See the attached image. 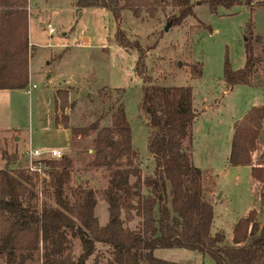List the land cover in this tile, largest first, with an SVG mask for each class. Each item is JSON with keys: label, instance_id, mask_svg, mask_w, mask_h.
I'll return each instance as SVG.
<instances>
[{"label": "trees", "instance_id": "1", "mask_svg": "<svg viewBox=\"0 0 264 264\" xmlns=\"http://www.w3.org/2000/svg\"><path fill=\"white\" fill-rule=\"evenodd\" d=\"M252 0H205L211 13L218 7L249 5ZM177 9L168 17L172 25L192 16L191 0H73L77 10L86 7L108 9L116 23L121 11L129 10L138 18L143 7L150 16L155 5ZM27 0H0V90L25 89L28 86L30 54L27 24ZM151 5L150 7H148ZM250 20L247 31L250 32ZM211 30V29H210ZM251 35V33H250ZM119 47L138 52L134 71L143 77L146 53L137 40L131 41L123 30L114 34ZM254 66L252 46L245 42V63L232 69L224 59L222 76L226 84L248 85ZM198 76L202 71L193 67ZM72 106V103H70ZM56 111L67 108V92L56 90ZM110 124L100 127L99 120L87 126L69 129L71 138L92 134V158L88 166L107 172L103 199L108 221L98 224L94 214L95 192L90 187L70 189L72 160L62 156L47 159L40 174L25 168H0V260L4 264H88L106 247L110 258L103 264H182L154 256L157 248H183L209 257L213 264H264V216L255 209L238 218L231 239L223 230L211 233L214 212L208 200L202 170L192 163L191 125L197 113L189 85L150 84L143 77L138 111L146 117L147 150L153 159L151 173L141 175L132 147L131 128L122 97L116 96ZM56 125L59 116H54ZM264 132V105L252 106L232 126L227 162L231 166H250L252 179L264 184V149L255 165L251 154ZM133 177L134 181L130 182ZM50 202L38 204L35 185ZM138 219L135 229L127 223ZM80 242L74 255L72 240ZM203 264V263H201Z\"/></svg>", "mask_w": 264, "mask_h": 264}, {"label": "rangeland", "instance_id": "2", "mask_svg": "<svg viewBox=\"0 0 264 264\" xmlns=\"http://www.w3.org/2000/svg\"><path fill=\"white\" fill-rule=\"evenodd\" d=\"M29 1L36 8L33 15L37 13L35 18L29 19L30 37L35 45L29 67L30 91L25 90L28 86L0 90V168H24L23 153L28 146L39 150L60 149L62 156L72 160L68 187L94 190V214L98 224L104 226L108 212L103 190L108 176L105 170L88 166L93 153L92 134L71 138L69 129L56 127L63 126L65 121L70 127H80L96 120L100 127L107 126L115 97L121 96L131 128L132 147L138 153L135 163L141 175L151 173L154 163L147 150L146 117L138 111L145 77L150 84L192 88L197 116L191 125V157L192 163L202 170L206 195L214 203L211 233L223 230L231 239L235 221L249 209L256 208L258 216L264 214V189L254 193L243 174L238 182L234 180L235 168L227 170L224 166L229 165L230 119L242 117L253 103L264 104V67L261 69L264 64L259 63L264 59V41L257 44L252 40L247 31L250 13L245 8L218 7L216 13H211L205 0H191L194 14L179 25H169L165 31L168 17L177 11L166 4L152 3L156 7L153 16L149 15L147 7L141 9L138 18L131 11L123 10L116 23L106 8L77 10L73 0ZM51 26L54 32H49ZM117 28L123 30L129 40H137L145 51L143 77L134 71L138 52L116 44ZM80 36L88 39L84 42L87 47L75 45ZM245 42L251 44L257 61L250 75L252 85H234L228 93H223L224 59H228L232 69H241L245 63ZM62 46L60 50L58 47ZM193 67L201 69L200 76L192 71ZM32 83L36 87H31ZM54 89L67 92V108L63 111L55 110ZM55 115L59 116L58 125L54 122ZM263 147L262 131L257 148L251 154L254 162ZM133 181L131 177L130 182ZM216 188L222 200L216 197ZM34 190L38 204L50 202L40 185L36 184ZM137 221L135 218L127 226L135 229ZM71 242L74 255H78L80 242L77 239ZM97 249L88 264H103L110 258L106 247L97 245ZM153 253L157 258L182 264H213L209 257L183 248H157ZM0 264H4L3 260Z\"/></svg>", "mask_w": 264, "mask_h": 264}, {"label": "crops", "instance_id": "3", "mask_svg": "<svg viewBox=\"0 0 264 264\" xmlns=\"http://www.w3.org/2000/svg\"><path fill=\"white\" fill-rule=\"evenodd\" d=\"M259 2V3H257ZM237 7H240L242 9H246L248 13H250V23H251V26H250V33H251V37H252V40L255 42V43H259V41H264V0H252L250 5H236ZM26 9H27V24H28V42H29V47L32 48L30 49V54H29V58H28V75H29V83H30V80H31V70H30V60H31V57H32V54L34 52V47L35 46L32 41H31V37H30V28H29V19H33L37 16V13L35 15L34 14V9L36 10V8L34 6H32L31 2L29 0H27V4H26ZM37 12V11H36ZM49 32H54L55 29L54 27H49ZM86 40V42H88V39L83 37V36H80L78 37L77 39V42L75 43L76 46H79V47H87L88 44L87 43H84ZM37 47V46H36ZM64 46L62 47H58L60 48V50L63 48ZM256 61V59L254 60ZM257 62V61H256ZM260 64H264V59L263 60H260L259 61ZM264 65L262 66L261 69H263ZM234 70H237V69H234ZM253 70H254V66H253ZM260 71V69L258 70ZM254 73V71L252 72V74ZM252 78V76H251ZM250 78V80H251ZM223 80V79H222ZM223 82L225 83V81L223 80ZM34 84V83H32ZM31 84V85H32ZM30 85V84H29ZM35 85V84H34ZM248 85H252L251 83H249ZM36 87V85H35ZM233 86H230L228 84H224V90H223V93H228L229 90L232 89ZM11 91V90H9ZM55 91L56 89H54L53 91V105H54V99H55ZM192 102H193V96H192ZM264 105V104H263ZM252 106H261V105H257L255 103H253L250 107ZM194 107V106H193ZM249 107V108H250ZM248 108V109H249ZM248 111V110H247ZM246 111V112H247ZM245 112V113H246ZM244 113V114H245ZM243 114V115H244ZM243 117V116H242ZM242 117H239V118H233L230 119V125L231 127L233 126V123L242 118ZM56 127V126H55ZM57 129H65L63 128L62 126H57L56 127ZM67 130V129H66ZM264 133V132H263ZM232 136V135H231ZM17 138V137H16ZM231 140V139H230ZM26 143V142H25ZM29 144V138H28V142ZM264 149V147H263ZM228 157V156H227ZM252 160V159H251ZM258 160V159H257ZM257 162V161H256ZM256 162H254L252 160V165H255ZM225 166V169L229 170L230 168H235L236 172H234V174H236L234 180L238 181L241 180L240 179V175L243 174L244 175V179L246 178L247 180V183H249V189L251 191H254V193L257 191L260 190V192L264 189V184H259L258 182L254 181L250 175V166H229V165H226L224 164ZM229 166V167H228ZM216 192H217V195L216 197H219V200H222V196L218 193L217 191V188H216ZM261 197H262V194H261ZM212 206L214 205V203H211ZM250 207V206H249ZM251 209H256V208H251ZM249 209V210H251ZM246 215V214H245ZM244 216V215H243ZM264 216V214L262 215V213L260 214L259 213V217L262 219ZM236 222V221H235Z\"/></svg>", "mask_w": 264, "mask_h": 264}, {"label": "built area", "instance_id": "4", "mask_svg": "<svg viewBox=\"0 0 264 264\" xmlns=\"http://www.w3.org/2000/svg\"><path fill=\"white\" fill-rule=\"evenodd\" d=\"M31 87H35L34 84ZM26 92L30 91V86L25 89ZM62 157L60 149H32L29 146L23 153L25 160V169L28 172L40 174L44 168V161L47 159H59Z\"/></svg>", "mask_w": 264, "mask_h": 264}, {"label": "water", "instance_id": "5", "mask_svg": "<svg viewBox=\"0 0 264 264\" xmlns=\"http://www.w3.org/2000/svg\"><path fill=\"white\" fill-rule=\"evenodd\" d=\"M169 23H167L166 25H165V27H164V30L166 31L167 29H168V27H169ZM180 63H178V65H179Z\"/></svg>", "mask_w": 264, "mask_h": 264}]
</instances>
